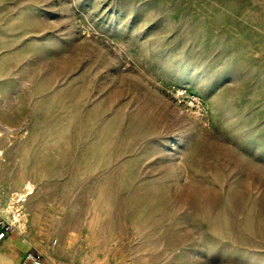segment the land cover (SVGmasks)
Instances as JSON below:
<instances>
[{
    "label": "rangeland",
    "instance_id": "obj_1",
    "mask_svg": "<svg viewBox=\"0 0 264 264\" xmlns=\"http://www.w3.org/2000/svg\"><path fill=\"white\" fill-rule=\"evenodd\" d=\"M0 130L72 264H264V0H0Z\"/></svg>",
    "mask_w": 264,
    "mask_h": 264
},
{
    "label": "crops",
    "instance_id": "obj_2",
    "mask_svg": "<svg viewBox=\"0 0 264 264\" xmlns=\"http://www.w3.org/2000/svg\"><path fill=\"white\" fill-rule=\"evenodd\" d=\"M3 219L4 216L0 213V226ZM38 232L39 230L34 227L33 232L29 236L16 232L2 239L0 241V264H21L22 259L29 250H39L36 247L37 242L45 253L48 252L46 255L42 252L47 264H72L71 254L69 256L63 255V252L51 246L45 244L40 245V233Z\"/></svg>",
    "mask_w": 264,
    "mask_h": 264
},
{
    "label": "built area",
    "instance_id": "obj_3",
    "mask_svg": "<svg viewBox=\"0 0 264 264\" xmlns=\"http://www.w3.org/2000/svg\"><path fill=\"white\" fill-rule=\"evenodd\" d=\"M179 100L184 105H187L188 110H193L200 106V99L194 95L189 96L186 90L179 93ZM15 213L17 214V216L14 215ZM14 214L11 215L12 221H9L7 219L5 220V218L2 220L0 226V241L10 234L18 231L22 215L20 212H18V210L15 211ZM21 264H47V262L44 254L41 251L32 249L26 253L24 258L22 259Z\"/></svg>",
    "mask_w": 264,
    "mask_h": 264
},
{
    "label": "bare ground",
    "instance_id": "obj_4",
    "mask_svg": "<svg viewBox=\"0 0 264 264\" xmlns=\"http://www.w3.org/2000/svg\"><path fill=\"white\" fill-rule=\"evenodd\" d=\"M2 137V132H1V130H0V138ZM31 188H32V185L31 184H28V193L30 194L31 192H32V190H31ZM28 195V194H27ZM26 196V195H25ZM24 195H22V196H20L19 197V199L17 200L19 203L20 202H22V203H25L26 202V200H27V196L25 197ZM14 210V209H13ZM15 216H17V214L15 213L14 214ZM24 217V216H23ZM23 219H21V221H22Z\"/></svg>",
    "mask_w": 264,
    "mask_h": 264
}]
</instances>
